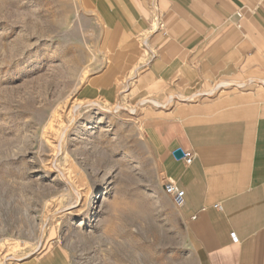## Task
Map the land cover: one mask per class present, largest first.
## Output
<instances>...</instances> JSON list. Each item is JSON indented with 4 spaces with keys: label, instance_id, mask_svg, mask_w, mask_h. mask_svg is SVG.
I'll use <instances>...</instances> for the list:
<instances>
[{
    "label": "rangeland",
    "instance_id": "rangeland-1",
    "mask_svg": "<svg viewBox=\"0 0 264 264\" xmlns=\"http://www.w3.org/2000/svg\"><path fill=\"white\" fill-rule=\"evenodd\" d=\"M147 41L88 0H0V264H195L144 137Z\"/></svg>",
    "mask_w": 264,
    "mask_h": 264
},
{
    "label": "crops",
    "instance_id": "crops-1",
    "mask_svg": "<svg viewBox=\"0 0 264 264\" xmlns=\"http://www.w3.org/2000/svg\"><path fill=\"white\" fill-rule=\"evenodd\" d=\"M88 2L116 35L148 37L136 83L158 109L144 137L185 192L195 264H264V0Z\"/></svg>",
    "mask_w": 264,
    "mask_h": 264
},
{
    "label": "built area",
    "instance_id": "built-area-1",
    "mask_svg": "<svg viewBox=\"0 0 264 264\" xmlns=\"http://www.w3.org/2000/svg\"><path fill=\"white\" fill-rule=\"evenodd\" d=\"M176 150H180L182 155L181 159H183L185 164H190L192 161V154L188 150H182L181 148H176L173 150V155ZM175 156V155H174ZM163 191L165 194L171 197L174 204L179 206L183 203L185 192L182 188H180L175 182L167 181L163 183Z\"/></svg>",
    "mask_w": 264,
    "mask_h": 264
},
{
    "label": "bare ground",
    "instance_id": "bare-ground-1",
    "mask_svg": "<svg viewBox=\"0 0 264 264\" xmlns=\"http://www.w3.org/2000/svg\"><path fill=\"white\" fill-rule=\"evenodd\" d=\"M87 105H95V106H98L99 104H98V102L97 101H91L90 103H88ZM131 110H133V109H131ZM86 127H85V129H88V128H90L91 126L89 125V124H87V125H85ZM77 136H79V134L77 135ZM100 188H102V189H104L105 188V186L104 185H102V186H100Z\"/></svg>",
    "mask_w": 264,
    "mask_h": 264
},
{
    "label": "water",
    "instance_id": "water-1",
    "mask_svg": "<svg viewBox=\"0 0 264 264\" xmlns=\"http://www.w3.org/2000/svg\"><path fill=\"white\" fill-rule=\"evenodd\" d=\"M174 155H175V157L180 158L181 155H182V153H181L180 150H176V151L174 152Z\"/></svg>",
    "mask_w": 264,
    "mask_h": 264
}]
</instances>
